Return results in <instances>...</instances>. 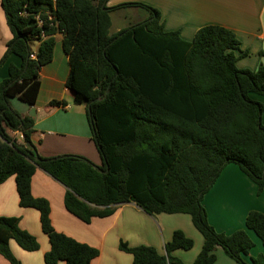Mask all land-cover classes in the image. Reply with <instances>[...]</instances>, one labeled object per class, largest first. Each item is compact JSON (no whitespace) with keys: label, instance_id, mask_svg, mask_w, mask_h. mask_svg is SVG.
I'll use <instances>...</instances> for the list:
<instances>
[{"label":"trees","instance_id":"1","mask_svg":"<svg viewBox=\"0 0 264 264\" xmlns=\"http://www.w3.org/2000/svg\"><path fill=\"white\" fill-rule=\"evenodd\" d=\"M106 1L1 0L13 38L0 67L11 54L22 65L11 64L0 83V185L14 176L19 205L39 211L51 245L45 264H92L100 252L55 230L49 201L32 194L38 168L66 187L65 208L86 224L113 216L125 203L150 216L186 214L204 238L192 264H214L219 249L248 264L243 258L255 247L248 230L264 245V214L251 211L246 229L227 235L211 226L202 201L229 164L257 185L259 195L264 191V105L250 97L264 95V66L237 67L240 42L231 30L206 26L188 42L179 32H165L160 12L144 4L129 5L147 9L149 19L111 35V12L120 7L103 9ZM57 34L69 57L66 86L75 104L87 106L102 166L74 155L40 156L31 140L34 120L11 104L13 98L36 104L39 73L53 61ZM11 241L28 252L40 249L19 218L0 216V254L22 264ZM193 247L181 230L165 244V255L151 246H119L133 264H186L172 253ZM250 264H264V256Z\"/></svg>","mask_w":264,"mask_h":264},{"label":"crops","instance_id":"2","mask_svg":"<svg viewBox=\"0 0 264 264\" xmlns=\"http://www.w3.org/2000/svg\"><path fill=\"white\" fill-rule=\"evenodd\" d=\"M104 3L107 8L120 7L114 11L147 10L129 4L150 6L160 12L165 32H179L181 39L188 42L193 41L196 33L203 27L227 28L235 33L240 42L236 51L237 67L254 71L261 64L264 66V0H108ZM150 16L149 12L145 20ZM112 27L113 19L111 29ZM124 29L126 28L118 26L114 33L111 30L110 33L114 35ZM1 32L0 59L4 57L8 43L13 38L0 0V34ZM62 38L61 34L56 35L53 61L39 73L40 91L36 104L30 106L18 98L11 99V104L21 115L34 120L31 140L40 156L56 158L74 155L84 157L96 166H102V158L93 140L87 106L75 104L74 95L66 86L70 64L69 57L63 50ZM38 46V42L32 44L34 53ZM11 64L21 67L22 60L17 55H9L0 67V83L8 78ZM250 97L264 105V95L251 94ZM53 100L65 101L67 105L50 107L49 103ZM262 120L264 123V114ZM9 132L12 136L23 139L20 133ZM31 187L34 197L49 201L51 222L57 232L99 250L100 255L92 264H133V256L120 250L121 242L130 247L151 246L165 255V244L171 241L176 230L183 231L191 238L194 247L189 251H174L173 256L186 264H192L202 250L204 238L194 227L189 215L150 216L135 203H125L118 206L113 216L95 218L86 224L67 211L64 205L66 187L47 172L38 168ZM257 191V185L237 165H227L214 186L203 197L202 204L211 226L217 232L227 235L246 229V218L251 211L264 214V191L260 195ZM0 216L19 218L20 227L35 236L40 243L38 251L28 252L11 241L14 256L22 264H45V255L51 249L49 238L42 230L39 211L19 205L14 176L0 185ZM248 233L255 242V247L243 259L250 264L252 258L264 256V245L253 231L248 230ZM0 264L10 263L0 254ZM58 264L65 263L60 261ZM214 264L238 263L219 249Z\"/></svg>","mask_w":264,"mask_h":264},{"label":"rangeland","instance_id":"3","mask_svg":"<svg viewBox=\"0 0 264 264\" xmlns=\"http://www.w3.org/2000/svg\"><path fill=\"white\" fill-rule=\"evenodd\" d=\"M148 14L149 11L144 9H125L121 11H112L111 17L113 19V27L111 29V33H114L118 26L130 28L133 25L144 21L146 17H148ZM1 35L2 32L0 34V37Z\"/></svg>","mask_w":264,"mask_h":264},{"label":"water","instance_id":"4","mask_svg":"<svg viewBox=\"0 0 264 264\" xmlns=\"http://www.w3.org/2000/svg\"><path fill=\"white\" fill-rule=\"evenodd\" d=\"M102 8H105V3H103ZM105 173H108V170H106Z\"/></svg>","mask_w":264,"mask_h":264},{"label":"built area","instance_id":"5","mask_svg":"<svg viewBox=\"0 0 264 264\" xmlns=\"http://www.w3.org/2000/svg\"><path fill=\"white\" fill-rule=\"evenodd\" d=\"M40 23H41V22H40ZM31 57H32L33 59H35V58H36V56H35V54H34V53L31 55Z\"/></svg>","mask_w":264,"mask_h":264}]
</instances>
